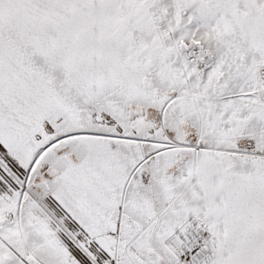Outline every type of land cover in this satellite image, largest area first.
Here are the masks:
<instances>
[{
	"label": "snow or ice",
	"instance_id": "obj_1",
	"mask_svg": "<svg viewBox=\"0 0 264 264\" xmlns=\"http://www.w3.org/2000/svg\"><path fill=\"white\" fill-rule=\"evenodd\" d=\"M0 264H264V0H0Z\"/></svg>",
	"mask_w": 264,
	"mask_h": 264
}]
</instances>
